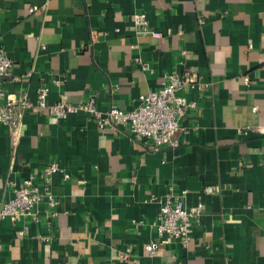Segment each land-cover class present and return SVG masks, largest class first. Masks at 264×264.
Returning a JSON list of instances; mask_svg holds the SVG:
<instances>
[{
  "label": "crops",
  "instance_id": "obj_1",
  "mask_svg": "<svg viewBox=\"0 0 264 264\" xmlns=\"http://www.w3.org/2000/svg\"><path fill=\"white\" fill-rule=\"evenodd\" d=\"M140 13L160 37L136 33ZM0 47L9 96L35 101L46 86L50 104L130 111L169 74L199 78L180 145L160 152L84 112L59 122L33 109L17 145L0 124V207L50 164L62 171L38 221L0 220V264H264V0H0ZM183 192L188 208L204 204L191 243L147 257L154 197Z\"/></svg>",
  "mask_w": 264,
  "mask_h": 264
},
{
  "label": "built area",
  "instance_id": "obj_2",
  "mask_svg": "<svg viewBox=\"0 0 264 264\" xmlns=\"http://www.w3.org/2000/svg\"><path fill=\"white\" fill-rule=\"evenodd\" d=\"M34 10L31 9L30 12ZM137 34H148L160 37L149 29V23L144 13L136 14L133 19ZM44 48V47H43ZM13 62L6 50L0 47V124L3 125L17 145L25 114L33 109L46 112L56 121L67 119L70 114L84 112L88 114L100 130L108 127L126 132L133 141L143 144L151 152H160L166 148H177L180 142L176 135L182 130L181 119L187 111L196 110V102H190L184 96L188 88L198 84V74L194 68L185 69L182 75H167L160 88L139 97V105L123 111L113 107L102 112L96 107L93 99L81 104L68 102H48L49 89L41 86L36 100L32 101L27 93L18 97L9 96L3 89L4 78L11 74ZM62 172L57 164H50L44 169L41 185L34 178L23 181L21 186L14 189V197L0 207V220L10 219L19 222L23 218L38 221V206L47 199L50 205L56 203L49 192L52 175ZM69 178L68 174L63 175ZM213 187L206 188V194L213 193ZM160 204L158 224L156 226L159 240H152L145 247L146 256L154 257L161 246L178 244L186 248L192 241L193 229L201 222L204 204L188 208L186 192L180 195L166 194L154 197ZM57 204V203H56ZM23 230H29L28 225ZM130 250L119 254V258L128 260ZM179 264V263H177Z\"/></svg>",
  "mask_w": 264,
  "mask_h": 264
}]
</instances>
